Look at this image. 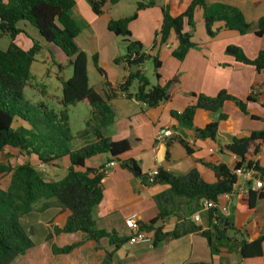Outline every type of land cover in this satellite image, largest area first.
I'll return each instance as SVG.
<instances>
[{"label":"trees","instance_id":"obj_1","mask_svg":"<svg viewBox=\"0 0 264 264\" xmlns=\"http://www.w3.org/2000/svg\"><path fill=\"white\" fill-rule=\"evenodd\" d=\"M87 1L94 15L103 14L106 0ZM153 5V1L137 3L131 16L108 21L107 30L122 38L125 43L124 55L114 58L113 63L120 66L126 74L119 85L112 87L98 65L97 55H93V67L102 77L104 96H101L88 85L86 55L78 49L75 42L79 28L70 16L74 0H0V37L7 36L11 40L5 50L0 49V152L5 148L15 149L22 155L35 157L45 166L60 162L64 158L69 161L65 175L57 181L44 180L29 162L14 166L0 165V176L9 179L6 186L0 188V264H11L33 247L21 219L33 211V205L39 200H46L40 211L54 207L65 215L61 226H53L49 230L46 241L60 234L82 233L86 239L94 242L107 239L114 248L128 242V238H118L114 232L97 229L93 212L102 200L103 167H84L85 160L92 157L109 154L112 159L118 161L119 156L129 150V142H112L103 136V130L114 121V112L109 102L120 94L147 108H154L169 99V90L177 79L173 78L163 86L151 85L139 68L150 60L154 77L159 79L161 63L157 56L152 55V50L165 44L170 35H174L178 43L171 53L177 61H182L187 52L195 48L191 42V32L194 28L193 14L197 7L202 9L205 31L210 38L217 33L213 30L215 23H222L225 29L236 31L239 35H245L249 30V24L239 9L223 4L206 5L203 0H192L186 11L178 17H172L166 6L161 8L160 28L155 34L152 47L146 50L140 42L131 38L128 24L136 19L138 11ZM21 22L33 27L46 44L58 48L66 58V66L72 69V75L67 80L56 76L61 90L59 111L53 110L44 102L31 103L24 97L25 87H37L31 83L33 76L30 71L37 46L23 51L14 44L16 36L22 33L18 27ZM185 26L190 28V32L185 31ZM255 35H264V17L258 20ZM225 53L238 63L254 67L257 72L264 71V50L259 51L253 60L248 59L234 46H228ZM57 68L60 72L61 67L57 65ZM135 83V89L131 90ZM190 96L195 99L194 104L181 112L170 113L180 126L188 129H192L197 110L215 112L225 101L234 102L238 109L246 114V104L224 91L215 97L203 94ZM250 100L251 97H248L246 101ZM83 101H87L90 107V119L77 137L84 141L92 137L93 141H85L81 148L72 151L70 142L73 137L67 109ZM223 118L221 116V119ZM14 123L22 125L14 127ZM217 128V122H210L203 129L195 130V136L200 140H213ZM173 141L177 142L188 156L194 153L184 140L175 138ZM225 150L238 160L231 168L222 163L206 164L214 175L213 183L206 182L197 170H191L184 176L157 170L154 183L166 184L169 187L154 197L159 217L164 219L170 216L173 210L180 206L187 207V217L191 216L201 209L203 201H212L217 205L221 195L234 193L237 182L234 171L238 169L255 171L256 180L261 181L264 178V130L252 132L247 138H232ZM119 162L120 167L134 176H142L134 161ZM248 186V207L253 209L257 201L264 199V189L262 186L259 190L252 191L251 183H248ZM207 220L208 228L205 230L190 218L183 219L170 232L154 230L153 244L165 239H179L188 234H198L206 240L212 252H217L222 243L234 241L228 235V231L235 230L234 225L229 218L218 214L217 207L208 210ZM141 227L149 230L143 225ZM237 244L238 255L245 263L253 264L254 260L264 256V233L254 241L241 239ZM78 246L79 243L62 248L52 245L51 251L54 255H65Z\"/></svg>","mask_w":264,"mask_h":264},{"label":"crops","instance_id":"obj_2","mask_svg":"<svg viewBox=\"0 0 264 264\" xmlns=\"http://www.w3.org/2000/svg\"><path fill=\"white\" fill-rule=\"evenodd\" d=\"M149 1H153L154 5L138 11L136 19L128 24L131 38L140 42L146 50L152 47L155 34L160 28L161 8L166 6L172 17H178L186 11L192 0H106L103 14L99 16L92 13L87 0H74L70 16L79 28L75 42L78 49L86 55L88 85L99 95L104 96L102 77L93 80V84L90 82V77L94 78L95 70L92 63L93 55H97L98 65L112 87L119 85L126 74L120 66L113 63L114 58L124 55L125 43L122 38L114 36L107 30L108 21L129 17L135 12L137 3ZM203 1L206 5L223 4L239 9L250 30L245 35H239L236 31L225 29L222 23H215L213 30L217 33L210 38L205 31L202 9L197 7L193 14L194 28L191 32V42L195 48L190 49L182 61H177L171 55L178 45L174 35H170L165 44L152 50V55L157 56L161 67L158 71L159 79H155L154 83L149 81L150 84L163 86L169 80L177 79L169 90V99L154 108H147L120 94L112 99L109 104L114 112V121L103 130V136L112 142H129V150L121 154L118 161L112 159L109 154H101L84 162L85 168L94 169L104 168L109 162L116 163L102 178V200L93 213L97 229L108 233L114 232L118 238H128L124 221L131 216H136L153 237L154 230L170 232L183 219H192L196 213L187 217L189 209L180 206L175 208L170 216L164 219L159 217L154 197L169 187L161 183H148L146 177L150 172L162 169L177 176H184L191 170H197L206 182L213 183L214 175L205 165L222 163L231 168L238 160L225 150L231 139L247 138L252 132L264 130V71L257 72L254 67L238 63L225 53L228 46H234L248 59L253 60L259 51L264 50V35L261 37L255 35V25L264 17V0ZM21 26L22 33L14 39V44L20 49L28 51L34 45L38 46L40 41L44 42L35 29L33 38L27 36L24 30L27 28L25 22ZM185 31L190 32V28L185 26ZM43 45L51 57L58 59L57 64L51 62L56 68L54 78L59 76L64 80L69 79L70 77L64 78L62 74L66 68H70L66 66V58L62 52L53 45H46L45 42ZM57 65L61 67L60 72ZM139 70L144 74L143 67ZM222 91L244 102L246 114H243L234 102L225 101L220 107L218 128L213 140H200L196 138L194 131L214 122L210 118L214 112L197 110L192 129L180 126L170 116L171 112H181L194 104L195 99L190 96L191 94L215 97ZM248 97H251L250 101H246ZM81 103L90 109L87 101ZM221 116L224 118L221 119ZM19 125L22 124L14 123V127ZM175 138L184 140L194 153L188 156L184 149L173 141ZM85 141L93 140L89 137ZM85 141L77 136L72 138L71 150L81 148ZM126 160H132L137 164L141 177L134 176L120 167L119 161ZM24 162H29L46 181L61 179L69 166L67 158L45 166L35 157H27L15 149L5 148L0 152V165L14 166ZM8 181V178L0 176V188H4ZM260 182L264 189V178ZM237 183L234 193L228 200L218 198L217 211L223 217H230V203L235 194H242L248 207V182L242 178ZM252 185L251 183V187ZM263 203L264 199L257 201L253 209L248 207L255 213L261 209L259 215L261 217L254 223L251 234L247 235V242L256 240L264 233ZM51 208L55 212L44 224V234L39 240L32 242L33 247L24 255L17 257L13 261L14 264H248L238 255V237H235L233 242L219 245L217 252H212L206 240L198 234H188L179 239H165L156 244L126 242L119 248H114L107 239L99 242L86 239L82 233L60 234L46 241L45 237L49 230L53 226H61L65 219V215L59 213L58 209ZM197 212L199 222L196 224L204 230L207 229L206 211ZM159 219L162 220L160 223ZM235 230L239 232V229ZM74 243H79V246L68 254L54 255L51 251L52 245L62 248ZM254 261L253 264H264V256Z\"/></svg>","mask_w":264,"mask_h":264},{"label":"rangeland","instance_id":"obj_3","mask_svg":"<svg viewBox=\"0 0 264 264\" xmlns=\"http://www.w3.org/2000/svg\"><path fill=\"white\" fill-rule=\"evenodd\" d=\"M23 22L18 24V27L21 28ZM26 24V34L30 38L34 37L35 30L29 24ZM257 29V25H255ZM250 30V27H249ZM11 40L7 36L0 37V49L5 50ZM43 41L38 44L36 48V53L34 55V62L31 67V74L34 76V79L31 81L32 84H36V88L25 87L24 88V97L31 103L44 102L48 107L52 108L55 111L61 109L58 104V100L61 95L60 85L54 78V73H56V68L51 64L53 61L57 64V58L51 57L50 53L43 46ZM47 45V44H46ZM144 75L151 81L155 82L153 77V64L152 62L146 61L143 65ZM64 78H69L72 75V69L66 68L62 73ZM93 77H90V82L93 80L99 79L98 73L93 70ZM93 84V83H92ZM43 87V88H41ZM136 87V83L131 87V90ZM44 90V92H42ZM68 123L72 137L75 138L77 134L82 131L85 127V123L90 119V109L88 106L80 103L75 107L68 108ZM82 139V138H81ZM53 201V200H49ZM46 202V200H39L33 205V211L22 217L21 224L24 230L29 234L32 242H36L44 234V224L49 220V218L54 214L55 210L53 208H48L44 211L39 209ZM264 204V203H263ZM259 209L256 213L253 210H249L247 203L244 200L242 194H235L232 197L230 203L229 219L233 223L235 229H239V232L235 230L228 231L229 237L235 239L238 237V240L244 239L247 240V235L251 234L254 227V223L258 221L260 215ZM257 215V216H256ZM233 242V241H231ZM11 264H14L12 262Z\"/></svg>","mask_w":264,"mask_h":264},{"label":"built area","instance_id":"obj_4","mask_svg":"<svg viewBox=\"0 0 264 264\" xmlns=\"http://www.w3.org/2000/svg\"><path fill=\"white\" fill-rule=\"evenodd\" d=\"M116 165L115 162H109L105 165V167L103 168V176H106L109 173V169L113 168ZM234 174L237 178V182L238 180L244 178L248 183H252V187L251 189L253 191H257L262 187V183L258 180L255 179V171L252 170H246L243 171L241 169H238L236 171H234ZM157 175V170H153L152 172H150L147 177H146V181L148 183H152L154 182V178ZM234 186V191L237 187V183ZM231 194H224L221 195L220 197L228 200L230 198ZM217 207V205L212 202V201H203L202 202V207L199 210V212L202 211H206V213L208 212L209 209ZM192 220L197 223L199 222V216H198V212H196L193 215ZM124 225L126 227V229L128 230V242L129 244H138V243H150L153 242V237L149 235V233L144 230L141 227V223L139 222L138 218L136 216H131L127 219H125L124 221Z\"/></svg>","mask_w":264,"mask_h":264},{"label":"water","instance_id":"obj_5","mask_svg":"<svg viewBox=\"0 0 264 264\" xmlns=\"http://www.w3.org/2000/svg\"><path fill=\"white\" fill-rule=\"evenodd\" d=\"M220 112H221V109L219 108L216 112H214V113H212V114L210 115V118L213 119L214 122H218ZM161 221H162V220L159 219L158 222L160 223Z\"/></svg>","mask_w":264,"mask_h":264}]
</instances>
